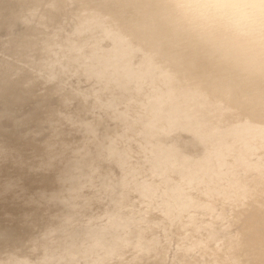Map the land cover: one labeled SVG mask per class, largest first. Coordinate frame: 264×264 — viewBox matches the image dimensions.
I'll use <instances>...</instances> for the list:
<instances>
[{"label":"bare ground","instance_id":"1","mask_svg":"<svg viewBox=\"0 0 264 264\" xmlns=\"http://www.w3.org/2000/svg\"><path fill=\"white\" fill-rule=\"evenodd\" d=\"M13 1L10 61L121 95V159L80 245L0 264H264V0Z\"/></svg>","mask_w":264,"mask_h":264},{"label":"water","instance_id":"2","mask_svg":"<svg viewBox=\"0 0 264 264\" xmlns=\"http://www.w3.org/2000/svg\"><path fill=\"white\" fill-rule=\"evenodd\" d=\"M26 30L14 1L0 0V117L36 101L32 119L50 128L38 141L0 126V208L5 218L13 211L25 218L0 229V260L13 262L50 260L80 245L90 217L115 198L121 159L112 135L121 130L116 102L121 95L103 97L108 90L87 77L92 75L67 83L55 73L13 64L10 42ZM179 133L171 141L179 152L199 147L188 131ZM15 199L14 208L6 207L5 201ZM42 205L45 216H39Z\"/></svg>","mask_w":264,"mask_h":264},{"label":"rangeland","instance_id":"3","mask_svg":"<svg viewBox=\"0 0 264 264\" xmlns=\"http://www.w3.org/2000/svg\"><path fill=\"white\" fill-rule=\"evenodd\" d=\"M37 107L36 101H29L20 108H18L15 112L7 113L4 112L5 115L0 117V126L7 133H14L16 135H20V137H27V139L32 136H37L38 141H42L50 135V128L45 123H40L32 119L31 114L34 109ZM0 112H1V104H0ZM6 207L14 208L15 203L18 202L17 199L10 201H5ZM3 204L0 202V206ZM48 209V208H47ZM39 216H45L46 207L44 205L39 207ZM54 210V209H52ZM56 210V209H55ZM48 211V210H47ZM2 209L0 208V229L2 228H11L15 226L17 222L24 220L25 218L21 213L14 212L9 215L11 218H5ZM11 226V227H10Z\"/></svg>","mask_w":264,"mask_h":264}]
</instances>
